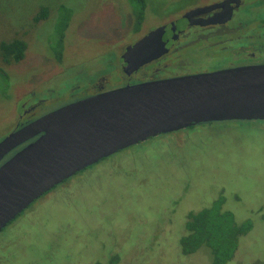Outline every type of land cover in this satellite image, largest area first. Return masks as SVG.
Wrapping results in <instances>:
<instances>
[{"label":"rangeland","instance_id":"374dc122","mask_svg":"<svg viewBox=\"0 0 264 264\" xmlns=\"http://www.w3.org/2000/svg\"><path fill=\"white\" fill-rule=\"evenodd\" d=\"M194 1L148 0L135 31L130 0H0V42L27 41L18 62H6L0 53L11 79L6 93L0 79V141L26 119L24 104L41 102L32 116L61 106L73 85L85 87L99 72L111 74L106 87L112 88L120 76L112 70L115 51ZM62 3L72 15L57 61L52 46ZM42 5L48 17L36 21ZM258 9L245 6L238 16L249 22V33L264 21V8ZM233 58L193 47L179 50L174 64L195 73L228 67L237 62ZM251 62L264 63V57ZM221 197L236 221L252 222L227 264H264V119L217 120L161 133L78 171L0 231V264H212L208 248L184 254L180 239L188 214Z\"/></svg>","mask_w":264,"mask_h":264},{"label":"water","instance_id":"95a60500","mask_svg":"<svg viewBox=\"0 0 264 264\" xmlns=\"http://www.w3.org/2000/svg\"><path fill=\"white\" fill-rule=\"evenodd\" d=\"M160 25L128 47L134 62L159 56ZM131 58V57H130ZM264 119V63L143 80L54 108L0 141V231L35 199L120 149L201 122Z\"/></svg>","mask_w":264,"mask_h":264},{"label":"flooded vegetation","instance_id":"af4514ba","mask_svg":"<svg viewBox=\"0 0 264 264\" xmlns=\"http://www.w3.org/2000/svg\"><path fill=\"white\" fill-rule=\"evenodd\" d=\"M202 1L203 0H196L192 2L188 6H185V8L183 7V10H180V14H177L175 17L152 27V29H149L141 36L135 38L132 42L126 44L123 52L118 53L115 51L117 60L112 66V70L119 71L120 76L112 88L143 80L192 73L191 71H184L182 68L185 66L183 65H180V69H176L175 61L179 58V50L181 54L182 50L190 51L193 47H197L199 50L204 49L207 51H226L231 55V58H233L232 56L234 55L235 58L233 59H236L237 62H232L230 66L250 64L253 63L251 62V59L256 58L257 56L264 57V29L261 26L264 24L263 19L259 21V27L254 28L253 33H249L247 32L249 30V22L238 17L239 14L242 13L245 6L251 8L259 7L258 10L263 9L264 0H256L260 2L256 5H254V3L258 2H253L255 0ZM171 21L174 23L163 33L165 47L168 49L152 60L142 63H138V61L137 63L134 62L133 60L136 61V59L133 57H137L133 53L128 54V47L140 40L156 27ZM177 53L178 56L176 58L175 56ZM110 75L111 74L108 72H99L93 80L86 83L85 87H82L83 85L80 83L75 85L77 88L73 85L70 91L72 97H70L65 104L112 89L106 87V85L112 81V79H110ZM40 103V101L36 103L34 101L31 105L24 104L23 118L25 117L26 119H21V121L17 122L14 129H17L42 114L59 107H54L39 114L37 113L34 116L30 115L33 114L34 110L37 109ZM26 143L27 142L10 151V153H8L7 156L0 161V164Z\"/></svg>","mask_w":264,"mask_h":264},{"label":"trees","instance_id":"16d2710c","mask_svg":"<svg viewBox=\"0 0 264 264\" xmlns=\"http://www.w3.org/2000/svg\"><path fill=\"white\" fill-rule=\"evenodd\" d=\"M130 1L132 3L131 14L134 21L133 29L137 31L143 25L148 8V0ZM48 9L47 5H42L38 13L34 16V19L38 21L42 18H47ZM58 14L59 30L52 46V54L57 61H61L64 49L65 30L69 26L72 11L62 3L58 7ZM26 49L27 41L19 37L0 42V53L2 59L6 62L20 61L24 58ZM0 79L4 82L2 92L6 93L11 79L7 70L1 65ZM90 166L92 165L88 167ZM68 178L63 181H66ZM222 204L223 198L221 197L214 200L209 207H204L196 212L191 211L188 214L185 231L180 239L182 253L192 254L199 248L206 247L211 254L212 264H227L234 258L239 240L252 227V222L249 219L242 222L236 221L233 212L223 209ZM113 262L112 264H116L117 261L114 260Z\"/></svg>","mask_w":264,"mask_h":264}]
</instances>
